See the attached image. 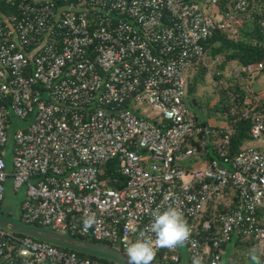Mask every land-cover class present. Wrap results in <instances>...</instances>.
Returning <instances> with one entry per match:
<instances>
[{
  "label": "built area",
  "instance_id": "1",
  "mask_svg": "<svg viewBox=\"0 0 264 264\" xmlns=\"http://www.w3.org/2000/svg\"><path fill=\"white\" fill-rule=\"evenodd\" d=\"M58 1L7 0L18 14L0 13V206L11 179L15 192L25 189L24 225L125 250L141 232L154 239L152 210L176 207L190 240L154 260L181 264L186 254L188 264L196 255L221 264L224 246L242 237L264 261V147L187 167L205 159L210 136L225 149L235 133L203 126L188 103V73L208 68L204 43L217 29L239 33L251 0ZM263 74L261 63L238 65L233 76L246 81L233 123L251 121L255 143H264V90L253 89ZM15 118L25 125L9 151ZM113 162L120 189L102 178ZM90 213L97 222L86 229ZM0 264L112 263L0 227Z\"/></svg>",
  "mask_w": 264,
  "mask_h": 264
},
{
  "label": "trees",
  "instance_id": "2",
  "mask_svg": "<svg viewBox=\"0 0 264 264\" xmlns=\"http://www.w3.org/2000/svg\"><path fill=\"white\" fill-rule=\"evenodd\" d=\"M54 1L59 2L58 0ZM251 3L252 9L250 11V14L246 17L244 26L239 29V33L237 35L233 36L220 29H217L213 33L212 37L204 43L207 60L213 61L221 56H223L225 59V61L218 67L221 70V76L215 75V79L218 82L223 79L222 71L229 63H237L238 65H242L243 67H248L254 64H264V0H251ZM0 13L4 16L17 15L18 9L8 3L7 0H0ZM192 72L195 73V76L194 80L190 81L189 75ZM207 74L208 68L202 65H195L192 69H190L188 73L189 95L195 94L199 85L201 84L202 80L205 79ZM219 97L220 101L217 107H215V109H213L212 111H209L207 115L200 117L203 122V126L205 128H210V130L220 129L221 127H212L208 123V119L217 117L227 122L225 126L229 124L234 126L235 133L231 137L230 144L225 149L222 148V144L215 143L213 136H210L211 141L208 145L209 152L205 156V160L208 162L213 160L222 161L224 154L228 157H235L245 148L254 146L255 143L251 134V130L253 127L251 121L244 120L243 118H241L237 124L234 125L233 123V121L235 119L240 118L242 116V113L244 112V101L246 97L244 86L241 85L238 81H236L235 84L220 89ZM261 110L264 111V102L262 103ZM232 113L235 114L233 115ZM192 144L193 146H199L195 142H193ZM111 173H113L112 176L110 175ZM102 178L109 179V183L112 188L120 189L124 186V180L123 178H121L119 172L117 171V163L115 162L110 163L107 166V168L104 170ZM114 178H117L120 183H113ZM207 219L208 216L203 218V222ZM31 227L46 229L45 227L38 224H34ZM14 233L21 238H31L21 233ZM71 238L90 242L92 244L104 245L113 249H116L117 247L120 252L126 254L125 249H123L122 247H118L116 244L110 242L96 241L95 239L82 237L79 235L71 236ZM34 240L40 241L37 239ZM254 247L255 242L253 241V239L242 240V237H239L238 239H234L229 245H225L224 250H227L228 248L232 249V264H238L241 262H246L247 264H250V260L248 258V251L249 249H252ZM64 250L76 253L80 257L88 258L95 263L120 264L108 260L105 257L97 256L95 253L92 252H82L70 248H64ZM152 264L170 263H164L163 261L153 260ZM181 264H184V259L182 260Z\"/></svg>",
  "mask_w": 264,
  "mask_h": 264
},
{
  "label": "rangeland",
  "instance_id": "3",
  "mask_svg": "<svg viewBox=\"0 0 264 264\" xmlns=\"http://www.w3.org/2000/svg\"><path fill=\"white\" fill-rule=\"evenodd\" d=\"M221 59H222L221 62L223 63L224 57L221 56ZM207 61H208L207 62L208 63L207 76L205 77L204 80H202L195 94L193 95L188 94V99H189L188 103H189L190 108L195 114L199 115L200 117L207 115L209 111H212L213 109H215V107H217L220 101V97H219L220 89L235 84L236 80H234L233 76L238 68L237 63L227 64L225 69L222 71L223 79L221 80L222 81V85H221V83L215 79L216 73L218 71L220 72L221 70L218 68V66H215L213 64L212 60H207ZM194 76H195V73L192 72L189 75V80L193 81ZM238 82L245 87L246 85L245 80H239ZM253 89L264 90V82L258 80L257 82L253 84ZM190 101L192 103H190ZM150 116L154 117L153 112L150 113ZM13 122L15 123L14 125L15 129L13 130L10 136V142L8 145L9 151L12 148V145L14 143V133L16 132L17 129L25 125L23 122H21L20 120H17L16 118L13 120ZM208 123L212 127H222L227 124L226 121L219 119L217 117L208 119ZM9 165L11 166L10 158H9ZM25 198H26L25 189L15 192L13 180L11 179L8 180V182L5 185V199L0 207V216L11 222L23 224L20 220L21 219V205L23 201L25 200ZM45 230L51 231V229L49 228H46ZM55 246L63 248V249L68 248L66 246L59 245V244ZM231 255H232L231 248H228L227 250H225V254H224L221 264H232Z\"/></svg>",
  "mask_w": 264,
  "mask_h": 264
},
{
  "label": "clouds",
  "instance_id": "4",
  "mask_svg": "<svg viewBox=\"0 0 264 264\" xmlns=\"http://www.w3.org/2000/svg\"><path fill=\"white\" fill-rule=\"evenodd\" d=\"M152 221L147 231L154 235L145 237L140 233V238L126 247L128 264H152L158 249L175 250L185 247L191 237V228L181 209L168 207L161 211L158 207L151 212ZM97 222L95 213L86 214L83 223L85 228H91ZM261 253L254 247L249 249L248 258L250 264H264ZM203 256L196 255L192 258V264H203Z\"/></svg>",
  "mask_w": 264,
  "mask_h": 264
},
{
  "label": "water",
  "instance_id": "5",
  "mask_svg": "<svg viewBox=\"0 0 264 264\" xmlns=\"http://www.w3.org/2000/svg\"><path fill=\"white\" fill-rule=\"evenodd\" d=\"M0 226L10 231L27 235L42 242H48L53 245L59 244L70 249L82 252H92L97 256L105 257L108 260L114 261L116 263L128 264L127 255L120 252L117 248L113 249L104 245L92 244L90 242H85L68 236L59 235L45 229L34 228L24 224L14 223L1 216Z\"/></svg>",
  "mask_w": 264,
  "mask_h": 264
},
{
  "label": "crops",
  "instance_id": "6",
  "mask_svg": "<svg viewBox=\"0 0 264 264\" xmlns=\"http://www.w3.org/2000/svg\"><path fill=\"white\" fill-rule=\"evenodd\" d=\"M260 80V81H263L264 82V74L263 76L259 77L256 82ZM256 91H262L261 89L260 90H256ZM254 146H257V147H260V146H263L264 147V143H254ZM207 161L204 159L202 161H197L195 160L191 165L190 164H187V167L189 168H192V169H198V168H203L205 166V163ZM186 254H184V263L187 264V258H186Z\"/></svg>",
  "mask_w": 264,
  "mask_h": 264
},
{
  "label": "flooded vegetation",
  "instance_id": "7",
  "mask_svg": "<svg viewBox=\"0 0 264 264\" xmlns=\"http://www.w3.org/2000/svg\"><path fill=\"white\" fill-rule=\"evenodd\" d=\"M188 101H189V99H188ZM190 103H192V102L190 101Z\"/></svg>",
  "mask_w": 264,
  "mask_h": 264
}]
</instances>
